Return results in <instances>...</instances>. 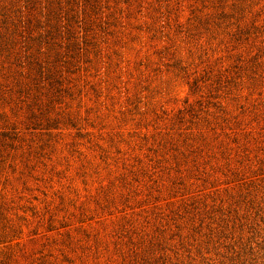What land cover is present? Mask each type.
<instances>
[{
    "label": "rangeland",
    "instance_id": "rangeland-1",
    "mask_svg": "<svg viewBox=\"0 0 264 264\" xmlns=\"http://www.w3.org/2000/svg\"><path fill=\"white\" fill-rule=\"evenodd\" d=\"M0 264H264V0H0Z\"/></svg>",
    "mask_w": 264,
    "mask_h": 264
}]
</instances>
